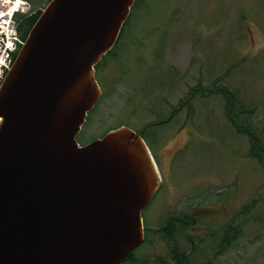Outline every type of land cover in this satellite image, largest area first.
Instances as JSON below:
<instances>
[{
    "label": "rangeland",
    "instance_id": "374dc122",
    "mask_svg": "<svg viewBox=\"0 0 264 264\" xmlns=\"http://www.w3.org/2000/svg\"><path fill=\"white\" fill-rule=\"evenodd\" d=\"M27 1L32 12L50 0ZM144 2L149 7L140 26L127 28L103 57L111 59L112 81L119 79L77 135L85 144L115 126L146 128L159 165L161 185L143 210L148 238L134 260L120 264H170L168 241L157 230L181 215L196 222L177 237L188 252L198 246L195 264H264V166L226 115L223 95L201 93L192 109L163 122L196 83L210 89L219 82L252 109L241 116L243 124L253 123L264 136V0H137L132 14ZM195 104L194 120L180 128ZM232 223L241 227L239 237L215 253Z\"/></svg>",
    "mask_w": 264,
    "mask_h": 264
},
{
    "label": "water",
    "instance_id": "95a60500",
    "mask_svg": "<svg viewBox=\"0 0 264 264\" xmlns=\"http://www.w3.org/2000/svg\"><path fill=\"white\" fill-rule=\"evenodd\" d=\"M136 0H50L0 88V264H120L162 176L142 132L80 145Z\"/></svg>",
    "mask_w": 264,
    "mask_h": 264
},
{
    "label": "trees",
    "instance_id": "16d2710c",
    "mask_svg": "<svg viewBox=\"0 0 264 264\" xmlns=\"http://www.w3.org/2000/svg\"><path fill=\"white\" fill-rule=\"evenodd\" d=\"M41 11H42L41 9L37 10V12L30 17H26V14L24 13L18 14L17 16L19 20L18 28L20 35L23 39L27 38L31 27L39 17ZM213 87H214L213 90H211V88L210 89L204 88L206 91H208V93L206 94L204 93L203 95H210L212 93H220L223 95L226 102V110H227L226 115L228 116L229 120L232 121V123L234 124V126L238 131H242L248 135L250 139V156L255 160H257L261 166L262 164L264 166V136L258 133L257 128L252 122H251L252 124L244 125L241 118V116L246 113L250 114L252 109L250 110L246 109L243 105H241V102L238 99V94L235 90H230L227 86L220 85L219 82H216ZM191 221L192 220H190L188 216L181 215V217H176L171 221L170 220L166 221L165 224L161 225L157 230L168 241L170 247V257H171L170 264H195L193 253L197 251L198 246L192 245L191 250L188 252L186 249H184L181 246V244L177 240L178 234L181 231V229L187 231L196 223L195 221L193 222ZM239 229H241V227L240 228L236 227L233 225V223L229 224L225 229L224 235L220 240L217 249L214 252L219 253L224 249H227L230 246H232L235 240L239 237L240 234ZM152 231H154V229ZM145 232H146V240H147L148 236H147L146 227H145ZM134 252L135 251L131 252L127 256V258H125L122 262L134 260V256H133Z\"/></svg>",
    "mask_w": 264,
    "mask_h": 264
},
{
    "label": "flooded vegetation",
    "instance_id": "af4514ba",
    "mask_svg": "<svg viewBox=\"0 0 264 264\" xmlns=\"http://www.w3.org/2000/svg\"><path fill=\"white\" fill-rule=\"evenodd\" d=\"M136 3H137V0L135 2L134 6L136 5ZM148 7H149L148 2H144L142 4H139L138 5V9L133 14H132V10H133V7H132L131 13H130L128 19H127V20H129V18H131V20H130V22H129V24L127 26L125 25L127 23L124 24V26H123V28L121 30V33H120V35L118 37V40L116 42V45L119 44L120 40L124 37L127 28H136L137 26H140V21L142 20L143 16L146 14V11H147ZM38 10H40V9H38ZM29 12L26 14V17L33 16L37 12V10L36 11H32L30 13ZM126 22H128V21H126ZM110 60L111 59H107V60L103 61V58H102V61H100L98 63V65L96 66V78H97V80H98V82H99V84H100V86H101V88L103 90V95H102L103 97H104L105 92L108 91L107 88L108 87H113V84L119 79V78H117L115 81H112V78L115 76V70L113 71L112 70L113 65L108 63V62H110ZM122 64H123V61H122ZM122 64L120 66V62L117 61V65L120 67V69H119L120 70V75L121 74L123 75L125 73V71H123L124 69L122 67ZM112 71L114 72V74L111 76ZM108 81H109V85H108ZM211 90H213V88H211ZM188 92H189L188 95L184 96V98H181L178 107L173 109V111L171 113V116L168 119L163 118V119H166L163 122L169 121L172 117H174L176 114L180 113V111L183 110V109H192V107H193L192 103H193V100H194L195 96H197L195 98V101H196L198 99V96H199L200 93H205V94L208 93V91H206L204 88L200 87L198 83H196L193 87H191ZM103 97H101V98H103ZM196 111H197V104H195V109L193 111V115L191 114L192 111L189 110L188 111V116H185L180 121V128H186L187 125L194 120L195 115H196ZM88 115H89V113H88ZM158 121L159 120H157L155 122H158ZM155 122H153V123H155ZM151 125L152 124H149V126H151ZM109 130H110V128H109ZM109 130H107L106 133ZM144 131H145V129L139 130V132H143V133H144ZM106 133L100 134V135L96 136L94 139L101 138ZM89 142L90 141H88L87 143H89ZM87 143H85V144H87ZM81 145H84V144H81Z\"/></svg>",
    "mask_w": 264,
    "mask_h": 264
},
{
    "label": "built area",
    "instance_id": "2783aa9c",
    "mask_svg": "<svg viewBox=\"0 0 264 264\" xmlns=\"http://www.w3.org/2000/svg\"><path fill=\"white\" fill-rule=\"evenodd\" d=\"M27 0H0V88L11 69L24 39L19 33L17 14L27 13Z\"/></svg>",
    "mask_w": 264,
    "mask_h": 264
}]
</instances>
